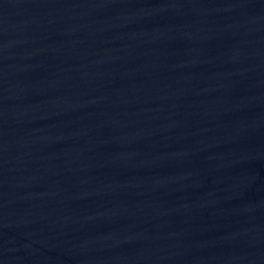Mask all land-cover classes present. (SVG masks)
<instances>
[{
  "label": "water",
  "instance_id": "water-1",
  "mask_svg": "<svg viewBox=\"0 0 264 264\" xmlns=\"http://www.w3.org/2000/svg\"><path fill=\"white\" fill-rule=\"evenodd\" d=\"M0 264H264V0H0Z\"/></svg>",
  "mask_w": 264,
  "mask_h": 264
}]
</instances>
